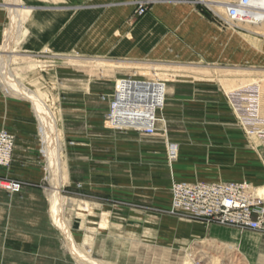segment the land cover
I'll return each instance as SVG.
<instances>
[{"label":"crops","instance_id":"0c3cea01","mask_svg":"<svg viewBox=\"0 0 264 264\" xmlns=\"http://www.w3.org/2000/svg\"><path fill=\"white\" fill-rule=\"evenodd\" d=\"M5 1L0 0V46L9 29ZM222 1L227 0H20L28 14L15 51L49 69L48 76L39 71L37 80L60 133L62 193L72 194L73 201L89 202L83 205L85 212L92 204L106 211L111 200L147 202L168 210L172 183L264 184V165H259L264 154L249 149L251 143L230 112L224 88L235 82L237 71L264 70V26H222L219 14L209 7L228 5ZM139 4L147 12L135 17ZM67 61L107 62L123 67L121 72L157 67L166 80L156 134L105 129L107 104L99 97L111 93L112 82L65 70ZM35 114L28 99L0 80V129L14 143L11 164L0 168V178L23 184L17 194L0 191L2 256L13 251L34 256L40 250L28 225L42 226L43 218L29 219L28 200L36 199L47 179L48 158L46 152L44 162ZM256 141L264 148V137ZM165 143L179 147L172 167L164 161ZM122 214L127 223L138 222L139 215L129 210ZM158 223L167 241L177 236L184 240L196 227L167 218Z\"/></svg>","mask_w":264,"mask_h":264},{"label":"rangeland","instance_id":"374dc122","mask_svg":"<svg viewBox=\"0 0 264 264\" xmlns=\"http://www.w3.org/2000/svg\"><path fill=\"white\" fill-rule=\"evenodd\" d=\"M233 1L227 0L222 2L231 4ZM5 2L8 8L9 1L6 0ZM14 3L17 5L15 8L18 9L19 13L16 50L20 41L19 39L23 36L21 28L28 12L21 7L20 0H15ZM215 6L222 7L225 5ZM211 9L219 14V16H223L224 14L223 9ZM236 26L240 30H253L257 26H264V23L261 25L237 24ZM6 37L2 46H0V52L3 51L2 48L6 44ZM12 56L13 58L9 62L11 74L24 86L39 93V95L41 94V99L47 103L50 113L55 117V113L46 100L44 90L41 89L37 80V77L41 78L40 73L38 74L39 71L44 72L41 75H49V69L46 64H37L36 61L26 58L17 51ZM56 65L55 63V73L59 70L56 68ZM63 66L65 70H70L77 75L108 84L112 82L111 85H114L117 80L126 77H139L147 80L156 78L163 82L164 85V81L166 80V77L161 75L157 67L154 69L155 71H152L150 67H141L140 71L121 72L123 67L117 69L107 62L67 61ZM224 88L229 93L239 90L245 92L247 90L252 91V94L256 97L253 101H257L258 103V116L264 118V70L251 72L237 71L235 82H232L228 88L226 86ZM160 120L162 122L161 118ZM163 135L162 133L161 136L163 137ZM255 136L256 134H253L251 138L245 136L244 138L248 143H251L248 146L251 151L264 154V148L258 144ZM41 142L43 143L42 136ZM163 147L164 161L167 166L172 167L179 157V147L175 144L166 143ZM44 148L46 149L45 144ZM44 148L42 145V154L45 162L46 152L44 154ZM59 151L61 171L60 169L56 170L53 176L48 164H45L47 179L40 184V189H38L35 195L36 199L28 200L29 219L34 217L43 218L42 226H36L33 223V219L31 220L33 224L28 225L29 235L33 238H38L36 242H33L39 246V254L20 256L13 251L10 256L0 255V264H80L70 253L66 245L65 235L61 233L60 228L53 224L50 218L48 194L51 187L59 184L61 175L63 182L59 192L65 202L63 208L65 214L63 217L66 220V229L69 232L71 230L75 232L78 243L89 256L91 255L96 260L107 264H264V235L254 232L208 225L188 216H172L167 214L166 210L155 207L147 202L131 203L111 200L107 202L108 208L106 211L99 210L92 204L89 209L87 208V212H85L83 205L86 201H73L72 194L62 193L64 187V166L61 157V141ZM259 165L263 167L264 162L259 161ZM254 189L264 191V184L256 186ZM86 203L90 204L89 202ZM76 208H79V211H76ZM126 210L139 215L138 222L135 224L131 222V224L127 223L126 218L122 214ZM47 216L51 220V225L48 222ZM165 218L189 225L193 224L196 227H192L193 230H188L187 233L190 237L184 240L177 236L171 238L173 240L167 241L168 238H166V235L164 237V231L159 230L158 223ZM55 229L58 231L60 239L55 240ZM57 247H59L57 251H60L61 254L58 253L55 256V248Z\"/></svg>","mask_w":264,"mask_h":264},{"label":"built area","instance_id":"2783aa9c","mask_svg":"<svg viewBox=\"0 0 264 264\" xmlns=\"http://www.w3.org/2000/svg\"><path fill=\"white\" fill-rule=\"evenodd\" d=\"M258 3V0H255ZM253 0H236L228 4L223 16L217 15L219 23L225 27L248 24L262 11ZM147 12L144 4H139L135 17ZM160 80L126 77L115 82L111 93L101 95L107 111L103 127L109 131H133L153 136L160 123L159 114L164 109L165 93ZM252 91H235L227 94L226 102L237 126L247 137L256 134L264 137V120L258 117ZM253 98V99H252ZM13 137L0 129V168L11 164ZM48 158V154H47ZM49 160V159H48ZM23 184L19 181L0 178V191L17 194ZM171 204L165 212L172 216H188L208 225L230 227L240 231H250L264 235V197L253 194L249 184L241 183H172Z\"/></svg>","mask_w":264,"mask_h":264},{"label":"bare ground","instance_id":"6f19581e","mask_svg":"<svg viewBox=\"0 0 264 264\" xmlns=\"http://www.w3.org/2000/svg\"><path fill=\"white\" fill-rule=\"evenodd\" d=\"M8 1H9L8 12L10 14V25H9V29L6 30L5 32V36H7L6 44L2 48L3 51L0 52V80L4 84H6V86L10 90L16 93V95H20L32 102L36 116L39 119V123H40L38 124L42 136L43 148H44V144H46V149L44 148L43 151L44 154L45 152H47L48 154V159H49L48 166L54 176L56 170L60 169L61 171L60 151H59V145L61 141L60 133L56 126L55 117L53 116V114L50 113L47 107V103L41 99L40 97L41 94L39 95V93L37 92H34L30 89H26V86L18 82L15 79V76H13L10 72L9 62L11 61V58H13L12 54L15 52V47L17 45L16 37H17V30L19 27V13H18V9L15 8L17 6L14 3L15 0H8ZM253 3L255 4L256 1L253 0ZM256 5L260 6L262 8V11L254 16L255 19L253 21L248 23H252V25L255 24L261 25L262 23H264V0H258V3H256ZM209 7L219 8L225 11L227 5L222 7L209 5ZM116 82H118V80ZM162 89L165 93V85L163 83H162ZM254 104L256 105L258 112L257 101H255ZM259 118L261 120H264V118L262 117ZM255 137L258 138L257 135ZM62 182L63 179L61 175L59 179V184H57L55 187H51V190L49 191L48 194L49 203H50V218L53 224L56 225L58 228H60V230L62 231L61 233L65 235L66 245L70 253L74 258L78 260L80 264H107L102 261L96 260L95 258H92L91 255L89 256L85 252V250L81 247V245L78 243V239L77 236L75 235V232L72 230L71 232H69V230L66 229V225H65L66 220H64L63 217V215L65 214L63 211L65 202L63 196L59 192L60 187L62 186ZM249 186L255 196L260 198L264 197V191H259L258 189H254V187H252L251 185ZM76 211H79V208H76Z\"/></svg>","mask_w":264,"mask_h":264}]
</instances>
